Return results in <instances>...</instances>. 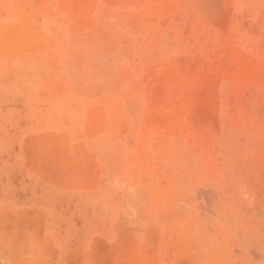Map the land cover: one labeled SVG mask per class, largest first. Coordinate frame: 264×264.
<instances>
[{
    "label": "rangeland",
    "instance_id": "1",
    "mask_svg": "<svg viewBox=\"0 0 264 264\" xmlns=\"http://www.w3.org/2000/svg\"><path fill=\"white\" fill-rule=\"evenodd\" d=\"M0 264H264V0H0Z\"/></svg>",
    "mask_w": 264,
    "mask_h": 264
},
{
    "label": "bare ground",
    "instance_id": "2",
    "mask_svg": "<svg viewBox=\"0 0 264 264\" xmlns=\"http://www.w3.org/2000/svg\"><path fill=\"white\" fill-rule=\"evenodd\" d=\"M62 1H63V0H62ZM65 2L67 3L68 1H65ZM65 2H64V3H62V4L64 5V4H65ZM70 2H71V1H70ZM85 3H86V2H85ZM85 3H84V4H85ZM81 5H82V4H81ZM60 6H62V5H60ZM84 7H85V6H84ZM83 9H84V8H83ZM85 12H87V11L85 10ZM17 35H18V33H17ZM19 35H20V34H19ZM19 35H18V36H19ZM21 35H22V33H21ZM21 35H20V36H21ZM25 35H26V34H25ZM18 38H20V37H18ZM20 39H21V38H20Z\"/></svg>",
    "mask_w": 264,
    "mask_h": 264
}]
</instances>
